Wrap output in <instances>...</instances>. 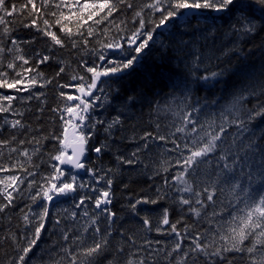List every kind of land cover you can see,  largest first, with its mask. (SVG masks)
<instances>
[{
	"label": "snow or ice",
	"instance_id": "1",
	"mask_svg": "<svg viewBox=\"0 0 264 264\" xmlns=\"http://www.w3.org/2000/svg\"><path fill=\"white\" fill-rule=\"evenodd\" d=\"M5 247L264 264V0H0Z\"/></svg>",
	"mask_w": 264,
	"mask_h": 264
},
{
	"label": "trees",
	"instance_id": "2",
	"mask_svg": "<svg viewBox=\"0 0 264 264\" xmlns=\"http://www.w3.org/2000/svg\"><path fill=\"white\" fill-rule=\"evenodd\" d=\"M60 55H62L64 58L69 59V60H72V61H74L77 58L76 55H75V53L69 52V51H66V50H60ZM253 63H255L257 65L259 64V54H257V59H255L253 61ZM41 67L44 68V70H45V72H46L47 75H54V72L56 70L55 65L53 66V68H45V66H43V65ZM67 91H72V90L69 89ZM52 95H53L52 92H49L48 93L49 103H53ZM116 208L117 209L119 208V205L118 204L116 205ZM48 242L50 243L51 241L49 240ZM5 252H11V249H8L6 247L5 248H0V264H2V262L6 258L5 257Z\"/></svg>",
	"mask_w": 264,
	"mask_h": 264
}]
</instances>
